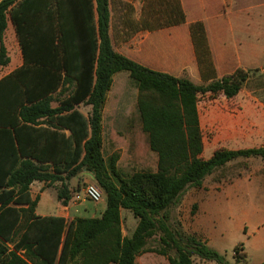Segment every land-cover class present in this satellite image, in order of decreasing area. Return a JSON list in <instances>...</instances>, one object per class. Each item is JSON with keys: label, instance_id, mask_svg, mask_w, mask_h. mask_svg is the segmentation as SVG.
<instances>
[{"label": "trees", "instance_id": "trees-1", "mask_svg": "<svg viewBox=\"0 0 264 264\" xmlns=\"http://www.w3.org/2000/svg\"><path fill=\"white\" fill-rule=\"evenodd\" d=\"M108 17V0L0 1V65L9 62L4 45L8 21L22 57L19 66L0 77V264H136L145 251L164 255L169 264H193V254L230 264L194 236H188L189 245L177 247L176 255L169 254L164 237L166 247L146 243L155 228L150 216L187 187H200L205 176L236 158L264 159V145L220 147L203 156L197 95L233 97L248 70L239 67L194 84L149 69L113 50ZM119 70L136 84L143 150L156 154V162L154 170L124 176L111 162L114 184L101 178L99 132L110 76ZM54 93L64 95L53 106ZM86 102L88 115L77 107ZM81 167L93 170L104 189L100 215L36 214L38 196L32 197L30 184L38 180L54 186L57 200L66 205L75 196L68 181ZM121 207L138 218L131 236L122 234ZM240 249H233L235 264L245 260Z\"/></svg>", "mask_w": 264, "mask_h": 264}, {"label": "rangeland", "instance_id": "rangeland-1", "mask_svg": "<svg viewBox=\"0 0 264 264\" xmlns=\"http://www.w3.org/2000/svg\"><path fill=\"white\" fill-rule=\"evenodd\" d=\"M4 40L9 62L0 65V76L20 64V48L15 35L9 37L4 33ZM246 70L248 77L235 96L227 98L219 92L197 95L204 157L220 147L264 145V62ZM108 90L104 101L108 112L99 132L101 178L117 184L118 180L110 169L111 162L120 176L130 175L134 171L153 169L156 154L143 150L146 139L140 136L138 127L137 88L128 72L112 73ZM63 95L54 93L52 105H56V98ZM86 104L79 107L85 110ZM86 183H95L101 188L103 196L100 201L83 197L82 188ZM68 184L75 191L71 202L83 210L91 213L103 205L105 192L93 170L81 167ZM45 197L50 199L49 194ZM120 217L122 234L131 236L138 218L124 207L120 208ZM150 217L155 228L154 234L147 238L148 247L165 246L161 240L164 237L168 242L167 251L176 255L177 247L189 245L188 236H194L221 253L230 264H235L232 255L238 245L245 254L243 264L264 261V159L239 157L227 162L205 176L200 187H187L169 206ZM191 259L193 264H218L195 254ZM135 263L169 264L164 255L153 251L137 255Z\"/></svg>", "mask_w": 264, "mask_h": 264}, {"label": "crops", "instance_id": "crops-1", "mask_svg": "<svg viewBox=\"0 0 264 264\" xmlns=\"http://www.w3.org/2000/svg\"><path fill=\"white\" fill-rule=\"evenodd\" d=\"M108 12V36L115 52L194 84L264 62V0H108ZM6 33L15 35L10 21ZM81 105L78 109L88 115L91 105L85 110ZM107 112L104 102L101 123ZM30 192L38 196V215L98 216L106 206L104 200L88 213L71 201L63 205L55 187L38 180L30 184Z\"/></svg>", "mask_w": 264, "mask_h": 264}, {"label": "built area", "instance_id": "built-area-1", "mask_svg": "<svg viewBox=\"0 0 264 264\" xmlns=\"http://www.w3.org/2000/svg\"><path fill=\"white\" fill-rule=\"evenodd\" d=\"M82 195L90 201L98 202L101 200L103 193L95 183H86L82 188Z\"/></svg>", "mask_w": 264, "mask_h": 264}]
</instances>
